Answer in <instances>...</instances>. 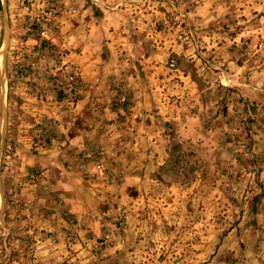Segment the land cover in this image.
I'll return each instance as SVG.
<instances>
[{
	"label": "rangeland",
	"instance_id": "rangeland-1",
	"mask_svg": "<svg viewBox=\"0 0 264 264\" xmlns=\"http://www.w3.org/2000/svg\"><path fill=\"white\" fill-rule=\"evenodd\" d=\"M256 141L264 0H0V264H264Z\"/></svg>",
	"mask_w": 264,
	"mask_h": 264
},
{
	"label": "crops",
	"instance_id": "crops-1",
	"mask_svg": "<svg viewBox=\"0 0 264 264\" xmlns=\"http://www.w3.org/2000/svg\"><path fill=\"white\" fill-rule=\"evenodd\" d=\"M100 70V69H99ZM108 71V70H107ZM99 71L96 73V74H94L93 73V78L94 77H100L99 76ZM111 74H113V76H119V75H121V73H120V70H118V68L117 69H115L114 71H110L109 70V74L108 75H111ZM103 77H106V75H105V73L103 74ZM99 87V86H98ZM61 138V137H60ZM256 147H255V153H257V154H260V155H262V156H264V150H260V152H258L257 150H258V148L260 147V142L258 143V141H256V145H255Z\"/></svg>",
	"mask_w": 264,
	"mask_h": 264
}]
</instances>
